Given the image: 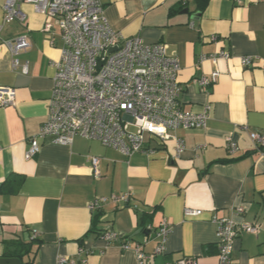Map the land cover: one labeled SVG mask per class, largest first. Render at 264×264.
Wrapping results in <instances>:
<instances>
[{
	"label": "crops",
	"instance_id": "1",
	"mask_svg": "<svg viewBox=\"0 0 264 264\" xmlns=\"http://www.w3.org/2000/svg\"><path fill=\"white\" fill-rule=\"evenodd\" d=\"M4 1L2 37L27 35L32 46L18 57L21 64L29 63L23 73L21 66L13 67L9 48L0 45V86L17 89L15 104L0 106V255L5 241L18 239L33 240L22 264L31 257V264H57L60 256L76 264H139L120 240L107 244L101 238L109 228L142 243L151 254L145 264L186 257L198 264H221L211 220L216 213L259 226L258 233L244 232L235 240L230 264H264V148L250 138L252 131L264 133V0H208L201 5L198 0L185 5L180 0H101L115 30L145 43L165 42L176 53L180 100L195 112L211 104L207 126L171 130V139H152L147 151L129 156L80 136L72 145L44 138L40 152L30 159L25 153L47 118L63 41L56 19L31 3L22 6L24 20L5 23ZM220 50L231 57L201 60ZM244 56L254 62L243 65ZM215 70L220 71L218 80L201 87L197 79ZM177 138L184 141L182 152L176 149ZM229 138L237 145L234 153ZM94 156L99 157L97 174ZM16 174L23 175L21 181ZM7 178L18 186L15 192L1 191ZM123 193H130L127 202L89 208L97 197ZM188 207L203 213L186 217ZM163 220L171 231L165 252L156 255L155 229Z\"/></svg>",
	"mask_w": 264,
	"mask_h": 264
},
{
	"label": "built area",
	"instance_id": "2",
	"mask_svg": "<svg viewBox=\"0 0 264 264\" xmlns=\"http://www.w3.org/2000/svg\"><path fill=\"white\" fill-rule=\"evenodd\" d=\"M187 4L189 0H180ZM241 2L242 0H232ZM24 3L34 5L36 11L55 18L63 41L60 59L55 62L56 73L49 100V112L41 124L37 135L29 140L25 153L27 159L41 150L40 139L64 145H72L77 136L98 140L124 155L147 151V143L152 139L160 143L172 138L171 130L199 129L207 126L212 105L195 112L186 109L181 100L179 72L181 65L175 52L169 51L165 42L145 43L140 37H126L115 30L105 16L101 0H5L3 4L4 22L24 20ZM0 24V45L5 44L13 57V67L21 66L27 73L28 61L21 64L19 55L27 51L31 41L27 35L11 39L2 37ZM214 38V37H213ZM231 57L229 51L220 50L211 55H202L201 60ZM243 65H251L254 58L244 56ZM220 71L197 79L201 87L215 83ZM17 89L0 86V106L14 105ZM134 126L135 130L130 127ZM250 138L255 146L264 148V133L252 131ZM176 149L182 152L185 144L177 138ZM228 147L236 152L237 145L230 138ZM94 172L98 173L99 157H91ZM130 193L112 194L95 198L89 204L96 210L107 201L127 202ZM243 212V208H238ZM186 217H197L202 209L186 208ZM217 227L218 256L221 264H230L235 240L244 232L258 233L257 224L238 223L226 216L214 213L211 217ZM171 225L163 220L155 229L159 243L154 254L166 250V241ZM39 233H33V239ZM101 238L107 243L121 241L123 250L135 252L139 264L151 258L143 244L129 237H122L112 229L102 231ZM57 264H76L67 257L60 256ZM166 264H198L193 258H182Z\"/></svg>",
	"mask_w": 264,
	"mask_h": 264
},
{
	"label": "trees",
	"instance_id": "3",
	"mask_svg": "<svg viewBox=\"0 0 264 264\" xmlns=\"http://www.w3.org/2000/svg\"><path fill=\"white\" fill-rule=\"evenodd\" d=\"M208 0H198V4L201 5L202 2L203 4H206ZM223 161V160H222ZM228 161H232V160H228ZM16 177H19L18 181H21V178L23 175L21 174H16ZM14 176V177H15ZM20 183V182H19ZM17 185L16 184H12V181L10 180V178H7L4 182L3 185L1 186V191L3 192H15L17 190ZM146 215L143 216L142 219H144ZM100 220V214H97L94 218V224L96 226V224L99 222ZM141 230L145 231L146 227L144 226V223H141ZM32 244H33V240L30 242H24V241H20V240H8L5 241V251L4 254L5 256H17L19 257L21 260L25 255H29L32 251ZM33 257H31V259L28 261L27 264H31L33 262Z\"/></svg>",
	"mask_w": 264,
	"mask_h": 264
},
{
	"label": "water",
	"instance_id": "4",
	"mask_svg": "<svg viewBox=\"0 0 264 264\" xmlns=\"http://www.w3.org/2000/svg\"><path fill=\"white\" fill-rule=\"evenodd\" d=\"M189 9L186 8L184 12H188ZM0 264H22V261L17 256H5L3 254L0 255Z\"/></svg>",
	"mask_w": 264,
	"mask_h": 264
},
{
	"label": "rangeland",
	"instance_id": "5",
	"mask_svg": "<svg viewBox=\"0 0 264 264\" xmlns=\"http://www.w3.org/2000/svg\"><path fill=\"white\" fill-rule=\"evenodd\" d=\"M130 129H131V130H135V127H134V126H131Z\"/></svg>",
	"mask_w": 264,
	"mask_h": 264
}]
</instances>
